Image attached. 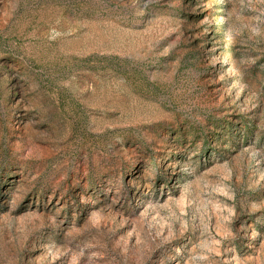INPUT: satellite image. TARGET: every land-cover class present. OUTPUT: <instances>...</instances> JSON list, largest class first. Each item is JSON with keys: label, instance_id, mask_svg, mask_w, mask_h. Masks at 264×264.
Returning a JSON list of instances; mask_svg holds the SVG:
<instances>
[{"label": "rangeland", "instance_id": "obj_1", "mask_svg": "<svg viewBox=\"0 0 264 264\" xmlns=\"http://www.w3.org/2000/svg\"><path fill=\"white\" fill-rule=\"evenodd\" d=\"M0 264H264V0H0Z\"/></svg>", "mask_w": 264, "mask_h": 264}]
</instances>
